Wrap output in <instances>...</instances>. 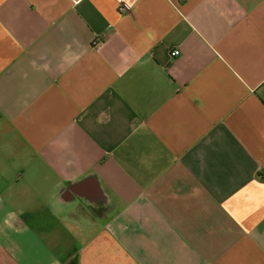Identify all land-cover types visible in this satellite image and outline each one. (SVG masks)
<instances>
[{"label": "crops", "instance_id": "1", "mask_svg": "<svg viewBox=\"0 0 264 264\" xmlns=\"http://www.w3.org/2000/svg\"><path fill=\"white\" fill-rule=\"evenodd\" d=\"M0 264H264V0H0Z\"/></svg>", "mask_w": 264, "mask_h": 264}, {"label": "built area", "instance_id": "2", "mask_svg": "<svg viewBox=\"0 0 264 264\" xmlns=\"http://www.w3.org/2000/svg\"><path fill=\"white\" fill-rule=\"evenodd\" d=\"M118 8L120 9V11L125 12L126 8H125L124 3L122 1L119 2ZM178 53H179L178 49H174V50L171 51V54L173 56L177 55Z\"/></svg>", "mask_w": 264, "mask_h": 264}, {"label": "trees", "instance_id": "3", "mask_svg": "<svg viewBox=\"0 0 264 264\" xmlns=\"http://www.w3.org/2000/svg\"><path fill=\"white\" fill-rule=\"evenodd\" d=\"M261 176H262V174H261Z\"/></svg>", "mask_w": 264, "mask_h": 264}]
</instances>
